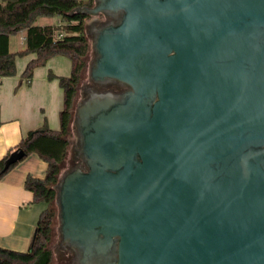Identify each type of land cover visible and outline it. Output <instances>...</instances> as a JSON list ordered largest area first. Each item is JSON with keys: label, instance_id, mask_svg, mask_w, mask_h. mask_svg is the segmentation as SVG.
I'll return each mask as SVG.
<instances>
[{"label": "water", "instance_id": "95a60500", "mask_svg": "<svg viewBox=\"0 0 264 264\" xmlns=\"http://www.w3.org/2000/svg\"><path fill=\"white\" fill-rule=\"evenodd\" d=\"M95 2L78 11L123 17L91 76L133 89L77 108L89 169L56 185L61 243L83 264L116 243L108 264H264V0Z\"/></svg>", "mask_w": 264, "mask_h": 264}, {"label": "trees", "instance_id": "16d2710c", "mask_svg": "<svg viewBox=\"0 0 264 264\" xmlns=\"http://www.w3.org/2000/svg\"><path fill=\"white\" fill-rule=\"evenodd\" d=\"M95 0H0V77L17 73L18 56L36 53L23 73L22 78L30 82L35 68L46 65L55 55H65L72 61L69 76H58L64 91L63 107L60 111V129H51L44 124L30 130L18 146L0 158V179L26 155L37 152L47 162L46 175L42 178L29 175L25 187L34 194L33 202L45 203L41 212L30 248L19 251L0 247V264H51L53 252L49 243L53 238V225L58 214L56 185L68 159L75 100L86 66V56L90 43L86 34V20L89 14L78 11L83 6H93ZM60 16L62 24L39 25L40 17ZM26 31V47L11 52L10 37ZM62 33V36L58 35ZM49 77L56 75L49 72ZM24 151V156L6 166V161L14 151Z\"/></svg>", "mask_w": 264, "mask_h": 264}, {"label": "crops", "instance_id": "0c3cea01", "mask_svg": "<svg viewBox=\"0 0 264 264\" xmlns=\"http://www.w3.org/2000/svg\"><path fill=\"white\" fill-rule=\"evenodd\" d=\"M58 17V18H57ZM39 25L62 24L60 16L40 17ZM20 33V47H26V31ZM18 33V34H19ZM36 53L18 56L17 73L0 77V158L15 149L21 139L33 129L41 127L45 120L51 129H60V111L64 102V91L58 76H69L72 61L65 55H55L46 65L35 68L30 82L22 78L27 63ZM56 77L50 78L49 72ZM47 162L37 152L21 159L0 179V247L27 251L30 248L41 212L46 204L33 202L34 194L25 187L31 175L42 178L46 175Z\"/></svg>", "mask_w": 264, "mask_h": 264}, {"label": "flooded vegetation", "instance_id": "af4514ba", "mask_svg": "<svg viewBox=\"0 0 264 264\" xmlns=\"http://www.w3.org/2000/svg\"><path fill=\"white\" fill-rule=\"evenodd\" d=\"M95 3L96 2H94V5ZM235 3H238V0H235ZM86 13L89 14V17L90 15L92 16L91 23L89 24L88 27L91 32V35L93 36V44H94V41L96 39V36L99 30L102 27H104L107 24H118L123 17V12L121 10L117 12L100 11L97 14H90L88 12ZM95 56H96V52H95ZM89 78H90V82L85 86L81 85L82 83L80 82L77 98L79 96L80 90L82 89L86 95V98L79 105H81L86 99L90 98L95 93L110 91L116 95H121L124 92H127L133 89L129 83L122 82L117 79H107L103 81L96 80L95 78L91 76V71L89 72ZM77 98L75 100V104L77 102ZM79 105L76 107V111ZM76 111H75V114L73 115L72 123H74L77 127L79 138H78L77 146L74 148V151L72 152V154L68 155L69 159L64 163V166L66 165V163L69 164L66 172L72 171L76 168H79L83 171H87L89 169L88 164L86 162V157L82 152L83 140H82L81 134L79 133V126L77 123ZM69 153H71L70 150H69ZM61 247L63 250L64 264H83L84 263L83 258H82V253L78 249L74 248L69 243H65V244L61 243ZM117 257L118 255H117V243H116V244H113V246L109 249L107 253V257L103 258V263L108 264L110 263V261H114V260L116 262ZM94 264H101V263L96 262Z\"/></svg>", "mask_w": 264, "mask_h": 264}, {"label": "rangeland", "instance_id": "374dc122", "mask_svg": "<svg viewBox=\"0 0 264 264\" xmlns=\"http://www.w3.org/2000/svg\"><path fill=\"white\" fill-rule=\"evenodd\" d=\"M58 18V17H57ZM91 18L92 16L90 15L89 18H87L85 26H86V34L88 36L89 39V43H90V50L86 56V66L82 72V77H81V85L88 84L90 82V78H89V72H90V66L92 63V60L95 58V52L93 51V40L92 37L87 33V28H88V23H91ZM14 39V44L13 47H20V33L19 34H15V36L13 37ZM86 98V95L82 90H80L79 96L77 98V102L75 104V108H74V114L76 111V107ZM78 134H77V127L74 123H72V133L69 136L70 139V147L69 150L71 153H69L70 155L72 154V152L74 151V148L77 146L78 143ZM69 159V157H68ZM67 159V160H68ZM68 165L66 163V165L63 168V171L60 175V177L63 176V174L65 173V171L68 168ZM57 203V202H56ZM57 209H58V214L57 217L55 219L54 225H53V238L51 240V242L49 243V248L52 250L53 252V261L51 264H64V256H63V250L61 247V232H60V218H59V207L57 205Z\"/></svg>", "mask_w": 264, "mask_h": 264}, {"label": "built area", "instance_id": "2783aa9c", "mask_svg": "<svg viewBox=\"0 0 264 264\" xmlns=\"http://www.w3.org/2000/svg\"><path fill=\"white\" fill-rule=\"evenodd\" d=\"M58 36L61 37L62 36V33H60Z\"/></svg>", "mask_w": 264, "mask_h": 264}]
</instances>
